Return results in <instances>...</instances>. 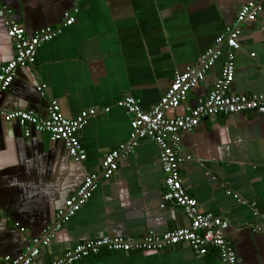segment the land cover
Wrapping results in <instances>:
<instances>
[{
    "label": "crops",
    "instance_id": "crops-1",
    "mask_svg": "<svg viewBox=\"0 0 264 264\" xmlns=\"http://www.w3.org/2000/svg\"><path fill=\"white\" fill-rule=\"evenodd\" d=\"M73 0H2L11 19L27 34L62 21ZM256 0H83L76 23L37 51L36 63L19 69L0 97V110L47 115L48 100L36 85L47 87L66 118L81 110L112 106L91 118L77 137L86 159L73 162L62 142L47 133L23 136L16 122L0 118V264L23 253L41 235L55 212L85 176L100 170L104 155L129 141V118L114 107L131 96L147 111L158 103L176 73L195 65L239 7ZM258 18L241 25L235 52L232 94L264 96V0ZM252 55V56H251ZM13 57L0 19V66ZM222 55L187 100L165 112L182 116L205 97L216 81ZM180 153L192 159L180 165L182 184L201 212L227 219L226 236L238 264H264V114L240 113L204 119L181 135ZM158 148L141 139L121 159L115 176L101 180L92 197L67 221L52 242L40 247L34 264H50L77 243L101 236L162 234L187 227L177 207L161 205ZM231 191L227 195L226 191ZM237 196L235 199L234 196ZM244 202L245 204H243ZM22 229H24L22 231ZM76 264H220L216 255H195L187 245L161 252L102 253Z\"/></svg>",
    "mask_w": 264,
    "mask_h": 264
},
{
    "label": "built area",
    "instance_id": "built-area-1",
    "mask_svg": "<svg viewBox=\"0 0 264 264\" xmlns=\"http://www.w3.org/2000/svg\"><path fill=\"white\" fill-rule=\"evenodd\" d=\"M82 1L73 0L69 9L63 12L62 21L58 25L46 26L27 34L22 25L11 19V10L0 0V19L13 48L12 59L0 66V97L11 87L17 70L27 69L36 63L37 51L42 45L53 41L65 28L76 23L79 4ZM262 2L263 0H256L241 5L233 23L223 28L213 43L199 56L195 65L188 66L184 71L174 75L169 87L151 109L143 110L131 96H123L115 101L113 106L122 109L129 118V141L107 152L100 162L99 172L84 177L78 189L66 199L64 207L55 212L53 222L41 235L30 239L23 253L14 257H4L3 264H34L40 247L52 242L63 225L92 197L98 183L115 176L119 161L131 155L139 141L146 138L152 140L158 148V160L163 175L160 207L170 205L180 208L186 215L189 225L162 234L106 235L90 239L77 243L50 264H76L85 259L98 257L102 253L161 252L180 245H187L198 256L213 253L220 264H238L233 244L226 236V230L229 228L227 219L211 212H201L196 199L189 196L183 187L180 165L191 160L192 156L180 153V143L181 135L193 131L204 119L250 112L264 114V96L236 95L229 91L235 75V52L240 48L238 42L240 27L244 22L260 16L263 11ZM222 55L225 56V60L208 94L198 98L194 107L184 115L167 118L165 112L183 104L188 93L204 80L208 71ZM36 89L42 98L48 100L45 117H40L32 111L15 109L0 110V118L4 122H16L26 138L30 137L32 132L47 133L50 141L63 143L73 162L84 161L86 153L77 133L91 118L100 112L108 113L112 106H106L101 110L97 108L81 110L74 118L69 119L62 115L58 102L47 97L45 84H37ZM226 194L231 195V191L227 190ZM254 231L263 232L264 224L255 227Z\"/></svg>",
    "mask_w": 264,
    "mask_h": 264
}]
</instances>
